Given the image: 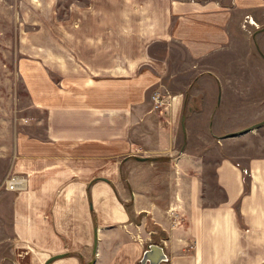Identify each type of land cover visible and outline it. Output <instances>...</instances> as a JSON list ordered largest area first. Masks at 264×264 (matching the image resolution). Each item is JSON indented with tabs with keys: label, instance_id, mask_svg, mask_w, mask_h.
<instances>
[{
	"label": "crops",
	"instance_id": "crops-1",
	"mask_svg": "<svg viewBox=\"0 0 264 264\" xmlns=\"http://www.w3.org/2000/svg\"><path fill=\"white\" fill-rule=\"evenodd\" d=\"M17 6L14 262L264 264V0Z\"/></svg>",
	"mask_w": 264,
	"mask_h": 264
},
{
	"label": "rangeland",
	"instance_id": "rangeland-1",
	"mask_svg": "<svg viewBox=\"0 0 264 264\" xmlns=\"http://www.w3.org/2000/svg\"><path fill=\"white\" fill-rule=\"evenodd\" d=\"M18 1L0 0V264H16L12 246L11 194L17 191L22 180L17 178L16 189L6 185L15 174L11 171L14 137L26 122L25 117L38 114L28 107V96L16 69L17 60L22 56L20 35L27 29ZM155 97L159 107L163 106L161 96L155 93L153 99Z\"/></svg>",
	"mask_w": 264,
	"mask_h": 264
},
{
	"label": "water",
	"instance_id": "water-1",
	"mask_svg": "<svg viewBox=\"0 0 264 264\" xmlns=\"http://www.w3.org/2000/svg\"><path fill=\"white\" fill-rule=\"evenodd\" d=\"M264 29V28H262ZM263 122H257L243 130H240L238 132H233L229 134V136L241 134L244 132H247L249 130L255 129L259 126H261ZM140 159V158H139ZM59 256H54L50 258L47 262L53 261L54 259H57ZM165 259V254L163 253L162 247L156 244H151L149 248L144 252L142 258H141V264H159L161 261Z\"/></svg>",
	"mask_w": 264,
	"mask_h": 264
},
{
	"label": "built area",
	"instance_id": "built-area-1",
	"mask_svg": "<svg viewBox=\"0 0 264 264\" xmlns=\"http://www.w3.org/2000/svg\"><path fill=\"white\" fill-rule=\"evenodd\" d=\"M155 100H157V97H155ZM156 107H159L158 103L159 100L156 101ZM7 187L9 189H16L19 185V181L17 180V177L13 176V178H11L9 181H7Z\"/></svg>",
	"mask_w": 264,
	"mask_h": 264
}]
</instances>
